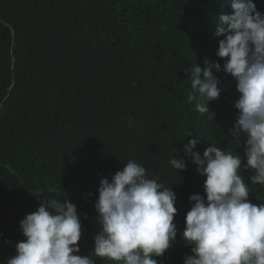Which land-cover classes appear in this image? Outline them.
Instances as JSON below:
<instances>
[{"label":"trees","instance_id":"1","mask_svg":"<svg viewBox=\"0 0 264 264\" xmlns=\"http://www.w3.org/2000/svg\"><path fill=\"white\" fill-rule=\"evenodd\" d=\"M222 1L0 0V232L11 243L25 239L20 221L40 199L63 193L77 205L87 256L106 172L111 180L132 159L171 186L197 173L190 159L184 173L169 159L197 136L217 146L238 114L223 71L213 69L214 121L187 100V70L219 59L209 29ZM254 2L264 14V0ZM180 245L178 236L159 264L184 261Z\"/></svg>","mask_w":264,"mask_h":264},{"label":"clouds","instance_id":"2","mask_svg":"<svg viewBox=\"0 0 264 264\" xmlns=\"http://www.w3.org/2000/svg\"><path fill=\"white\" fill-rule=\"evenodd\" d=\"M212 26L211 48L219 59L187 70V100L214 121L207 104L220 97L221 88L213 69L223 71L235 81L238 114L217 146L197 136L169 159L178 173L189 172L190 159L197 173L171 186L132 159L111 180L112 170L106 172L87 256L78 255L77 205L63 193L62 200L40 199L20 219L24 240L11 243L0 232V264H97L93 256L116 264H159L178 236L180 264H264V202L253 200L264 191V14L254 0H223Z\"/></svg>","mask_w":264,"mask_h":264}]
</instances>
